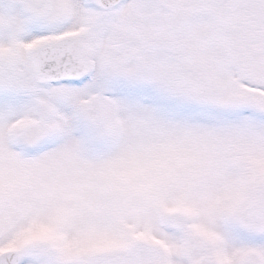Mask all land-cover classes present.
<instances>
[{"label": "snow or ice", "instance_id": "obj_1", "mask_svg": "<svg viewBox=\"0 0 264 264\" xmlns=\"http://www.w3.org/2000/svg\"><path fill=\"white\" fill-rule=\"evenodd\" d=\"M0 264H264V0H0Z\"/></svg>", "mask_w": 264, "mask_h": 264}]
</instances>
